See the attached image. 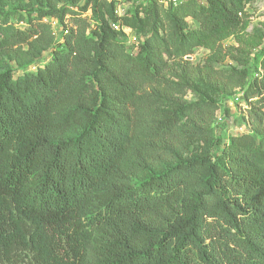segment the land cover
I'll use <instances>...</instances> for the list:
<instances>
[{
	"label": "trees",
	"instance_id": "trees-1",
	"mask_svg": "<svg viewBox=\"0 0 264 264\" xmlns=\"http://www.w3.org/2000/svg\"><path fill=\"white\" fill-rule=\"evenodd\" d=\"M245 17V0L0 3V264H264V46L253 74L217 66L244 63L223 41ZM235 96L244 130L216 136Z\"/></svg>",
	"mask_w": 264,
	"mask_h": 264
},
{
	"label": "rangeland",
	"instance_id": "rangeland-1",
	"mask_svg": "<svg viewBox=\"0 0 264 264\" xmlns=\"http://www.w3.org/2000/svg\"><path fill=\"white\" fill-rule=\"evenodd\" d=\"M21 0H0V3L3 4H19ZM25 2L31 3V0H24ZM71 4L81 6L84 0H68ZM115 1V10L118 15H122L126 12L129 6L137 0H114ZM245 10L246 17L245 23L236 29L233 34L224 39L223 44L240 46L245 55L243 56V64H237L235 61L230 59H225L220 64H217L218 67H230L237 66L238 68H248L250 67V72L253 74L255 71V55L260 51L264 46V0H245ZM123 29L128 34V44L137 45V43L142 39V36L138 33H135L133 30L129 29L126 26H123ZM209 51L199 46L195 49L194 54L190 59L194 63H203L208 57ZM6 63L0 59V69ZM12 64V63H11ZM208 92V91H207ZM216 98H220L221 94H213ZM195 98V95L192 91H189L186 95L187 100H192ZM222 100V98H221ZM224 112L223 114L218 112V119L224 117L225 120L224 126H216L214 133L217 136L219 131L224 129L227 134L240 133L244 130L243 125L241 124L240 118L237 116L242 112L243 105L239 102H233L230 98L223 100Z\"/></svg>",
	"mask_w": 264,
	"mask_h": 264
},
{
	"label": "built area",
	"instance_id": "built-area-1",
	"mask_svg": "<svg viewBox=\"0 0 264 264\" xmlns=\"http://www.w3.org/2000/svg\"><path fill=\"white\" fill-rule=\"evenodd\" d=\"M164 3H167V2H172L173 4H175L178 0H162ZM115 12H116V10H115ZM116 14H118L117 12H116ZM115 28H118V26H115ZM231 101H233V102H238V101H240V99H239V97L238 96H235L234 98H232L231 99ZM241 104V103H240Z\"/></svg>",
	"mask_w": 264,
	"mask_h": 264
},
{
	"label": "water",
	"instance_id": "water-1",
	"mask_svg": "<svg viewBox=\"0 0 264 264\" xmlns=\"http://www.w3.org/2000/svg\"><path fill=\"white\" fill-rule=\"evenodd\" d=\"M187 58H190V56H187Z\"/></svg>",
	"mask_w": 264,
	"mask_h": 264
}]
</instances>
